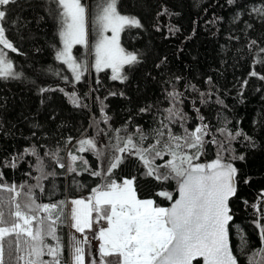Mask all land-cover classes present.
<instances>
[{
    "label": "trees",
    "instance_id": "trees-1",
    "mask_svg": "<svg viewBox=\"0 0 264 264\" xmlns=\"http://www.w3.org/2000/svg\"><path fill=\"white\" fill-rule=\"evenodd\" d=\"M82 3L93 8L100 0H82ZM245 3L252 6L248 0H236L233 6H229L226 0H199V6L197 0H118V11L122 15L136 16L143 25L139 29L126 28L120 39L126 51L140 55L141 63L131 68L124 67L123 74L128 76L124 82L111 79L108 70L94 72L89 69V74L85 72L77 83L66 65L54 59L51 45L53 42L61 45L57 37V22L49 15L47 0H18L11 7L5 24V36L18 52L8 49L4 52L14 62V70L22 72L23 76L21 79H0V173L4 177L0 183L36 184L35 177L39 173L35 169L34 156L25 155L22 160L14 161V169L3 167L13 156L21 154L25 147L36 146L42 156L45 151L55 152L59 162L67 169L65 172V167H59L54 158L44 157L45 171L54 175L41 181L43 192L38 188L33 190L38 203H64L66 198L92 193L94 187L102 184L103 177H94L91 172L106 168V162L99 161L91 151L80 152L77 141L95 137L97 147H102L115 144V129H121L120 135L127 136L135 133L138 126L145 133L157 127L160 115L157 107L163 109L170 106L164 98L165 89L171 90L166 82L179 76L182 79L176 87L178 91L185 92L184 103L180 107L191 117L188 127L194 128L199 123L195 106L201 108L204 122L211 125L210 132L218 140L224 139L217 129L223 127L226 120L230 130H242L255 142V147H249L242 137L232 142L235 153L245 156V160L236 161L235 166L240 169L241 180L248 178L249 183L239 184L238 194L231 200L230 206L235 225L239 226L249 242L246 252L251 255L261 247L258 230L252 223L256 216L251 205L264 203L257 200L264 191V80L249 73L256 71L264 75V64L258 62L264 59V55H258L259 49L264 48V25L250 18L246 11L242 12L239 23H232L235 11L241 10ZM205 8L208 10L204 11ZM164 9L167 13L158 15ZM214 16L222 17V20L213 24ZM13 20L17 23L12 24ZM244 21L251 23L252 28L247 29ZM157 28L160 30L157 31ZM170 28L173 31L170 32ZM253 40L257 42L254 47L251 46ZM74 51L77 58L87 59L85 49L76 47ZM165 57V63L157 68L156 65ZM49 68L60 74L54 75ZM65 76L68 77L67 82ZM209 77L211 83L207 82ZM186 84L195 85L198 91L192 92L190 88L186 91ZM40 88H63L65 92H75L83 106L75 107L60 91L41 95ZM209 91L216 95L209 104L201 105L199 93ZM216 96L223 100L224 105L215 103ZM148 105L154 106L152 110L140 113L139 110ZM102 107L103 113L100 111ZM104 115L110 118L107 123L103 121ZM94 120L100 121L99 128L103 129L99 135L95 127H90ZM172 128L175 132H179L178 128L183 131L179 124L172 125ZM69 137L72 138L71 143L67 142ZM205 139L210 140L211 136ZM134 141H139L138 135ZM149 143H155V140L149 137L143 146L147 147ZM69 152L80 159L74 163L65 161ZM215 158L216 147L209 144L198 162L209 163ZM81 159L87 170L79 172L76 169L78 165H83ZM163 163L164 160L156 159L150 166L157 169ZM69 165L75 171L69 172ZM158 170L160 173L167 171L163 167ZM145 172L148 173V167L142 160L124 154L122 163L113 170L109 179L118 183L125 178L133 179L139 200L151 199L154 206L168 207L171 201L157 193L166 191L174 199L177 182L172 179L158 180L155 174L146 175ZM0 197H6L2 191ZM63 213L64 208L61 216L57 211L54 216H60L57 235L61 238L62 264H67ZM237 238L233 228L231 247L239 264H247V257L235 248ZM11 239L14 240V236ZM47 242L56 243L51 238H47ZM85 248L88 253L89 246L85 245ZM87 253L86 264H90ZM43 259L51 257L46 255ZM107 259L115 264L118 257ZM256 260L259 261L258 257Z\"/></svg>",
    "mask_w": 264,
    "mask_h": 264
},
{
    "label": "snow or ice",
    "instance_id": "snow-or-ice-1",
    "mask_svg": "<svg viewBox=\"0 0 264 264\" xmlns=\"http://www.w3.org/2000/svg\"><path fill=\"white\" fill-rule=\"evenodd\" d=\"M17 2L18 0H0V45L3 46L0 48V79L3 80L21 79L23 76L22 72L14 70V62L4 52V49L18 52L5 36V24L9 20L11 7ZM248 2L252 6L249 7L248 3H245L241 10L235 11L232 23H239L242 12L246 11L250 18L264 25V0ZM226 3L233 6L236 0H226ZM47 4L49 15L57 22V37L62 45L58 46L55 42L51 45L54 59L71 69L75 82L81 81L84 73L89 70V63L87 59L73 58L74 45H84L88 49V55L93 58L91 67L96 72L110 68L113 80L126 81L128 76L123 74L124 67L131 68L141 63L138 53L126 51L121 47L120 34L126 28L139 29L143 25L136 16L122 15L117 9L118 0H100L94 9L82 3V0H47ZM166 13L167 9H164L158 15ZM220 20L222 17L214 16L211 23L215 24ZM16 23L17 21H12V24ZM244 24L247 29L252 28L248 21H244ZM159 30L157 28V31ZM169 31L173 29L170 28ZM108 32L111 33L110 36L106 35ZM90 34L94 38L91 42ZM256 44L255 40L251 41V46ZM258 55H264V48L259 49ZM166 59L165 57L156 67L160 68ZM258 62L264 64V59ZM49 71L54 75L60 74L51 68ZM249 75L264 80V75L256 71H251ZM181 79L177 76L174 81L170 79L166 82L171 90L165 89L164 98L170 106L163 109L157 107V113L160 114L159 124L149 132L145 133L138 126L135 133L123 136L120 135L121 129H115V144L110 143L102 147H97L95 137L77 141L80 152L92 151L99 161L106 162V168L91 172L94 177H103V182L92 189V195L87 202L83 199L72 201L73 205H80L82 208L78 214L77 209L73 207L72 227L81 234H84L85 229L92 232L91 237L84 234L82 240H74L72 264H86L84 246L90 245L91 240L98 241L99 247L94 252L89 246L87 255L92 257L90 264H112L108 257H118L115 264H193L196 258H202L203 264H239L230 241L234 227L240 238L237 250L247 257V264H264V203L251 205L256 216L252 223L258 230L261 245L251 255L246 252L249 242L239 226L235 225L230 206L231 200L238 194L239 184L249 183L248 178L241 180L240 169L235 166V162L244 161L245 156L235 153L232 142L241 137L248 142L249 147H255V142L242 130H230L226 120L224 126L217 129L224 139L218 140L210 132L211 125L204 122L201 108L195 106L196 120L199 123L194 128L188 127L191 117L180 107L184 103L185 92L178 91L176 87ZM64 80L67 82L68 77L65 76ZM207 82L211 83V77ZM244 84L246 85L247 81ZM189 88L192 92L198 91L195 85L186 84L185 90ZM39 91L41 95L49 91H60L75 107L83 106L75 92L68 93L63 88H40ZM214 95L216 94L211 91L200 92L199 103L209 104ZM215 103L224 105L219 96H216ZM153 107L148 105L139 111L149 112ZM100 111L103 113V107ZM109 119L108 116H103L105 123ZM99 123L100 121L94 120L90 125L97 129V135L103 132ZM175 124H179L183 129L179 135L172 128ZM137 135L139 141L135 142L134 137ZM206 136H211V139L206 140ZM149 137L154 139L155 143L144 147V142L149 140ZM71 139L69 137L67 142L71 143ZM209 144L215 145L216 158L209 163H196ZM124 154L142 160L148 167V175L155 174L158 180L172 179L177 182L178 198L173 200L172 195L166 191L157 193L173 201L170 207L154 206L151 199H137L133 179L125 178L122 183L109 179L113 170L122 163ZM25 155L35 157V169L39 175L35 177L36 184L0 183V191L13 193L8 201L0 197V264H6V238L7 264H62L61 238L57 235L60 216H54V212L63 202L38 203L33 190L38 188L43 192L41 181L54 175L45 171L44 157L54 158L61 168L65 165L59 162L60 158L55 152L45 151L42 156L37 147L32 146L25 147L21 154L13 156L3 167L16 168L14 161L22 160ZM68 156L71 161L78 158L71 152ZM165 156H170L171 159L165 160L158 168L163 167L167 169L166 172L160 173L158 168L153 169L150 166L156 159L164 160ZM68 171L75 169L69 165ZM3 179V173H0V180ZM25 189L27 191H24ZM257 200L264 202V191ZM93 221L98 227H93ZM100 221H106L107 227L100 225ZM13 236L14 240L11 239ZM47 238L55 241V245L48 243ZM46 255L51 259L44 260ZM97 255L99 259L96 258ZM257 256L261 257L259 261L256 260Z\"/></svg>",
    "mask_w": 264,
    "mask_h": 264
},
{
    "label": "rangeland",
    "instance_id": "rangeland-1",
    "mask_svg": "<svg viewBox=\"0 0 264 264\" xmlns=\"http://www.w3.org/2000/svg\"><path fill=\"white\" fill-rule=\"evenodd\" d=\"M97 4H98V3H97ZM97 4H96V5H97ZM96 5L93 6V9L95 8ZM89 30H90V25H89ZM106 35H109V36H110L111 33L108 32V33H106ZM93 39H94L93 36L90 34V35H89V41L91 42V41H93ZM120 39H121V34H120ZM120 44H121V41H120ZM61 47H62V45H61ZM76 47H80L81 49H85V50H86L87 60H88V63H89V69H92V71L96 72V71L91 67V63H92L93 58H92L91 56L88 55V49H86V47H85L84 45H74V46H73V49H72V55H73V58H74V59H77V57H76V52L74 51V49H75ZM121 47H122V45H121ZM65 65H66V64H65ZM66 67L68 68L67 65H66ZM68 69H69V68H68ZM69 70L71 71V69H69ZM104 70H108V71H110V73H111V75H112V70H111L110 68H105V69H103V70H101V71H104ZM87 72H88V74H89L90 71L88 70ZM71 73H72V71H71ZM72 76H73V74H72ZM178 131H179V132H176V134H178V133H182V130H180L179 128H178ZM91 152H92V151H91ZM193 152H194V150H193ZM76 157H77V156H76ZM135 157H136V156H135ZM137 158H138V157H137ZM79 159H80V157H78L75 161H71V160L69 159V156H68L67 153H66L65 161L69 160V161H71V163H74V162L78 161ZM138 159H139V158H138ZM168 159H171V157H170V156H165V157H164V161H165V160H168ZM199 159H200V158H199ZM80 162L82 163V159H81ZM195 162H196V163H200V162H198V160L195 161ZM82 164H83V165H81V164L78 165V168L76 169V170H78L79 172L87 170V167L84 165V161H83ZM64 170H65V172L67 171L66 167L64 168ZM145 174L147 175V172H145ZM133 188H134V187H133ZM2 195H3V196H6V197H4L3 199H4L5 201H8V200L11 198V196L13 195V193H9V192H7V191H2ZM91 195H92V193H90V194H85V195H81V196H79V197H77V198H70V199H67V198H66V199H65V202L62 203V204H60L58 210H56V211L58 212V214H60V216H61L62 211H63V208H64V213H63V214L65 215V224L67 225V230H66L67 264H72V256H71V253H72V244H73L74 240H82L84 234L88 235L89 237H91V235H92V232H90L88 229H85L84 234H81V233L76 232V230L72 227V224L74 223V221L72 220V209H73V207H75V208L77 209V213H78V214H79L80 211L82 210V208H81L80 205H73L72 201H73V200H78V199H83V200H85V202H87L88 198H89ZM21 199H23V197H21ZM137 199H138V198H137ZM62 206H64V207H62ZM5 211L7 212V208H5ZM92 215H93V217H95V213H93ZM59 223H60V222H59ZM100 225H102V226H104V227H107V222H106V221H100ZM93 227H94V228L98 227V225H96L95 221H93ZM86 246H91V247H94V250H95V249L98 250L99 242L96 241V240H91L90 245H86ZM84 247H85V246H84ZM86 253H87V251H86ZM257 257H258V259L260 260V257H259V256H257ZM91 259H92V258H90V261H91Z\"/></svg>",
    "mask_w": 264,
    "mask_h": 264
},
{
    "label": "water",
    "instance_id": "water-1",
    "mask_svg": "<svg viewBox=\"0 0 264 264\" xmlns=\"http://www.w3.org/2000/svg\"><path fill=\"white\" fill-rule=\"evenodd\" d=\"M177 188H178V186H177ZM178 195H179V193H178V190L176 189V196H175L174 199L178 198ZM174 199H173V200H174ZM172 202H173V201H171V203H172ZM171 203L169 204L168 207L171 206ZM196 261H199L198 264H203V260H202V258H196V260L193 261V264H195Z\"/></svg>",
    "mask_w": 264,
    "mask_h": 264
},
{
    "label": "flooded vegetation",
    "instance_id": "flooded-vegetation-1",
    "mask_svg": "<svg viewBox=\"0 0 264 264\" xmlns=\"http://www.w3.org/2000/svg\"><path fill=\"white\" fill-rule=\"evenodd\" d=\"M240 230H241V229H240ZM234 231H235V235H237V234H236L237 229H236L235 227H234ZM241 232H242V230H241ZM242 233H243V232H242ZM237 237H238V236H237ZM237 240H238V243H235V242H234V243H235V244H234V245H235V248H237V245H238L239 242H240V238L238 237Z\"/></svg>",
    "mask_w": 264,
    "mask_h": 264
},
{
    "label": "crops",
    "instance_id": "crops-1",
    "mask_svg": "<svg viewBox=\"0 0 264 264\" xmlns=\"http://www.w3.org/2000/svg\"><path fill=\"white\" fill-rule=\"evenodd\" d=\"M92 249H93V248H92ZM93 251H94V252H96V250H94V249H93ZM90 258H92V257L90 256ZM96 258L98 259V255H97V257H96Z\"/></svg>",
    "mask_w": 264,
    "mask_h": 264
}]
</instances>
